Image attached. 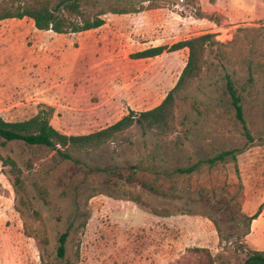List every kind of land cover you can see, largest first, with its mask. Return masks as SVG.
Masks as SVG:
<instances>
[{
	"label": "rangeland",
	"instance_id": "374dc122",
	"mask_svg": "<svg viewBox=\"0 0 264 264\" xmlns=\"http://www.w3.org/2000/svg\"><path fill=\"white\" fill-rule=\"evenodd\" d=\"M26 1L0 0V10ZM51 1L53 8L73 2ZM78 4L87 16L101 9L139 12L107 13L102 27L74 34L39 31L26 17L1 20L5 121L51 109L53 128L85 135L130 110H150L174 87L187 51L144 60L131 55L205 33L231 41L236 29H248L236 45L253 41L264 57V0ZM206 60L202 75L175 94V131L168 136L134 124L72 160L19 142L0 147L21 184L13 185L16 170L0 161V264H242L248 251L264 252V208L247 221L264 201V102L243 96L250 141L225 93L221 64L211 54ZM256 85L263 88L264 70ZM230 150L241 151L235 163L228 158L209 167V159ZM63 233L65 255L58 258Z\"/></svg>",
	"mask_w": 264,
	"mask_h": 264
},
{
	"label": "trees",
	"instance_id": "16d2710c",
	"mask_svg": "<svg viewBox=\"0 0 264 264\" xmlns=\"http://www.w3.org/2000/svg\"><path fill=\"white\" fill-rule=\"evenodd\" d=\"M213 2L214 0H210ZM51 0H27L15 8H3L0 10V21L6 19H22L24 17L33 21L34 27L39 31H52L56 34H74L89 30H95L104 25L101 18L107 13L128 14L139 11L125 9H101L92 16H87L80 11L78 0L71 3L61 1L54 8ZM62 7V9H61ZM63 12H66L64 14ZM76 16L78 19H71ZM217 22L216 20H214ZM248 29L238 28L231 41L220 39L216 33H205L178 41L170 46H157L144 49L133 55L134 60H144L158 57L164 53L187 50V60L174 87L167 93L165 98L156 107L135 113L129 111L125 116L115 123L98 131L85 135H66L50 124L51 109L40 111L33 117L23 120L9 122L0 116V147L8 143L19 142L26 147H38L55 151L62 159L72 160V155L82 152L99 150L106 143L110 142L116 135L130 129L134 124L149 131H154L158 136L164 137L175 131V94L186 89L194 80L199 78L207 64L208 54L214 56L224 70L225 93L230 99V105L235 113L236 119L245 131V136L252 141L245 119L243 117V96L250 98L259 97L264 102V86L257 89L256 76L264 70L263 55L256 54L252 48L253 41L246 46L236 45L240 35L248 32ZM228 67L232 71H228ZM243 73V79L238 74ZM241 151H225L208 160L209 167H215L219 163H226L230 158L236 162V154ZM0 161L4 166L11 165L14 168V186L20 187V171L15 168V163L11 159ZM191 168L178 169L180 173H190ZM38 192L43 198L44 191ZM264 208V201L258 210L247 221L256 219ZM156 215L160 213L155 212ZM67 234L63 233L58 238L56 255L63 258L65 255V242ZM242 264H264V252L248 251Z\"/></svg>",
	"mask_w": 264,
	"mask_h": 264
},
{
	"label": "crops",
	"instance_id": "0c3cea01",
	"mask_svg": "<svg viewBox=\"0 0 264 264\" xmlns=\"http://www.w3.org/2000/svg\"><path fill=\"white\" fill-rule=\"evenodd\" d=\"M183 50H186V49H183ZM187 51V50H186Z\"/></svg>",
	"mask_w": 264,
	"mask_h": 264
}]
</instances>
